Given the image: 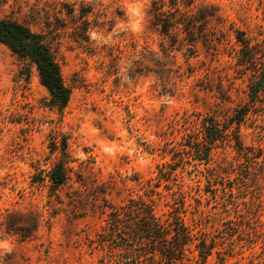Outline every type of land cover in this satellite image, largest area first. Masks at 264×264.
Instances as JSON below:
<instances>
[{
  "label": "rangeland",
  "instance_id": "374dc122",
  "mask_svg": "<svg viewBox=\"0 0 264 264\" xmlns=\"http://www.w3.org/2000/svg\"><path fill=\"white\" fill-rule=\"evenodd\" d=\"M154 1L0 0V18L53 33L71 89L61 112L35 65L0 43V264H96L100 206L146 198L147 181L181 156L170 184L186 193L187 223L215 242L206 264H264V94L251 103L235 35L264 61V0H193L187 46L186 34L157 32ZM245 105L252 151L219 143L199 164L190 145L201 115L225 123ZM63 161L72 181L52 192L47 175ZM166 199L156 196L160 210Z\"/></svg>",
  "mask_w": 264,
  "mask_h": 264
},
{
  "label": "trees",
  "instance_id": "16d2710c",
  "mask_svg": "<svg viewBox=\"0 0 264 264\" xmlns=\"http://www.w3.org/2000/svg\"><path fill=\"white\" fill-rule=\"evenodd\" d=\"M180 0L154 1L149 11L152 23L160 34L172 36L186 34L181 40L183 45H193L189 37L195 34V16L191 6ZM70 10V9H69ZM85 18V16H82ZM236 40L241 46L238 55V68L251 70L253 79L250 83L251 103L264 94V61L261 52L251 45V41L241 31H235ZM53 33H37L30 27L10 18H0V43L6 45L16 56L31 61L38 73L42 85L48 90L59 111L68 106L71 89L65 84L61 66L54 49ZM169 56V55H168ZM166 57L175 59V57ZM165 60V63H168ZM163 70H169L163 66ZM171 75V74H170ZM170 77V76H168ZM250 113V106L245 105L235 111L227 122L222 123L216 116L201 115L200 127L192 135L190 145L199 164L208 165L212 152L222 143L232 144L238 151L249 150L241 141L240 127ZM67 141L62 143V151H67ZM261 153V152H260ZM249 160L260 158L259 155L246 153ZM175 165L165 164L159 167V175L147 181L145 197H131L119 204L105 201L101 213L105 215L104 224L97 233L91 247L102 251L103 255L96 264H206L213 253L214 243H209L208 234L196 233L186 221L187 197L183 191L171 187L174 175L180 163L186 162L181 156ZM66 162H60L47 175L52 192L68 185L72 181ZM34 182L44 180L36 176ZM163 187L164 192L159 191ZM158 198L165 197V211L160 210ZM39 224L36 223L35 231Z\"/></svg>",
  "mask_w": 264,
  "mask_h": 264
},
{
  "label": "clouds",
  "instance_id": "9594fccd",
  "mask_svg": "<svg viewBox=\"0 0 264 264\" xmlns=\"http://www.w3.org/2000/svg\"><path fill=\"white\" fill-rule=\"evenodd\" d=\"M132 11H134V12H137V10H136V9H133ZM137 14H138V12H137Z\"/></svg>",
  "mask_w": 264,
  "mask_h": 264
}]
</instances>
